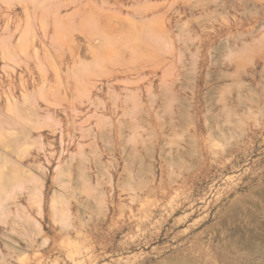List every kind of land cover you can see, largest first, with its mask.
Instances as JSON below:
<instances>
[{
	"label": "rangeland",
	"instance_id": "1",
	"mask_svg": "<svg viewBox=\"0 0 264 264\" xmlns=\"http://www.w3.org/2000/svg\"><path fill=\"white\" fill-rule=\"evenodd\" d=\"M116 1L0 0V264H264V0Z\"/></svg>",
	"mask_w": 264,
	"mask_h": 264
},
{
	"label": "bare ground",
	"instance_id": "2",
	"mask_svg": "<svg viewBox=\"0 0 264 264\" xmlns=\"http://www.w3.org/2000/svg\"><path fill=\"white\" fill-rule=\"evenodd\" d=\"M119 3H120V0H118V1L115 2L116 5H119ZM8 122H9V121H8ZM3 123H4V122H3ZM10 123H12V122H10ZM3 125L5 126V124H3ZM12 125H14V124H12ZM5 127H7V126H5Z\"/></svg>",
	"mask_w": 264,
	"mask_h": 264
}]
</instances>
